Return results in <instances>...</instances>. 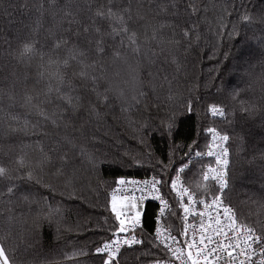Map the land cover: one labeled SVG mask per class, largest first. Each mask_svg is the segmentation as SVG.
Listing matches in <instances>:
<instances>
[{
    "label": "trees",
    "instance_id": "obj_1",
    "mask_svg": "<svg viewBox=\"0 0 264 264\" xmlns=\"http://www.w3.org/2000/svg\"><path fill=\"white\" fill-rule=\"evenodd\" d=\"M109 7L127 33L96 15ZM262 52L264 0H0V164L25 161L12 193L0 180V244L10 260L103 264L95 249L119 227L109 192L121 177L159 179L172 202L166 223L179 234L171 178L189 145L205 152L209 128L229 136L226 202L264 232ZM210 105L225 116L212 117ZM89 157L100 161L95 170ZM207 164L183 171L192 190ZM155 212L145 204L143 244L118 264L167 258L152 238Z\"/></svg>",
    "mask_w": 264,
    "mask_h": 264
},
{
    "label": "snow or ice",
    "instance_id": "obj_2",
    "mask_svg": "<svg viewBox=\"0 0 264 264\" xmlns=\"http://www.w3.org/2000/svg\"><path fill=\"white\" fill-rule=\"evenodd\" d=\"M96 15L101 18H104L106 16L109 20L115 18V20L122 25V27L119 29V32H128L124 17L122 15H117V13H114L110 7L107 9L106 13L104 11L98 10L96 12ZM250 19L251 17L249 15L241 16L242 21L247 22L250 21ZM96 31L99 33L100 29L97 27ZM234 33L235 26L233 28V32L229 33V36H232ZM112 34H118V30L116 28H112ZM188 34L189 33L187 31L184 32V35L186 37L188 36ZM128 39L133 45H135L136 42L134 32L128 35ZM100 43L101 41H97L98 45ZM57 46H59V42ZM24 50L26 52L31 51L32 46L30 44H25ZM98 50L102 51V49ZM133 50L136 51L138 49L134 48ZM262 55H264V52H262ZM225 57H227V53L225 54ZM65 63H67V61H65ZM80 75L83 76L85 75V73L81 72ZM57 91H59V89H57ZM67 102L71 104V98H67ZM244 110L245 109H242V111ZM189 111H191L190 105ZM209 112L214 116H225L224 109L219 105H210ZM171 127V124L167 125L169 132L171 131ZM206 131L213 134V140H218L221 142V145H219L220 151L213 152L209 150L206 154L201 153L200 151H195L193 153L192 146L189 145V152L185 153V156L188 157L187 161L183 163L180 168L176 169L177 175L171 178V190L175 193L180 208L185 214L191 213L198 204L203 205L205 208L215 209V227H209L207 229H204V232H212L215 233L216 236L223 235L226 239H228L229 242L227 244H221L219 240H216V246L211 247L213 243V238L211 236H206L204 232H202L200 237V245L203 246V248H201L200 246H196L194 243H189L187 242V240H185L184 246L180 247L176 246L179 244V241L177 240V237L171 235V232H167V235L162 238V230L159 226H157L155 229V239L159 241L166 253L169 254V259L157 260L154 262V264H175V262H178V264H201V260H203V264H212V260H209V257H212L213 259H219L218 253L225 252L227 253L228 259L231 264H236V257L233 256V252L237 249H239L237 256L243 257V259L239 260V264H264V247H261V245H264V232L257 233V231L252 226L240 222L236 216V212L233 207L230 204L225 203L224 197L226 196V189L228 188L226 167L229 161L227 159L228 149L222 146V142L228 141L229 136L221 135L217 132L215 128H209ZM193 143H195V141ZM209 147L211 148V145ZM203 155H207L210 157L214 156L215 163L219 167H213L212 165L201 166L200 179L196 182L195 188L197 190H202L204 196L198 197L197 190H192L189 187L184 186L182 182L178 189L177 181L180 177V173L185 169H189L190 166L193 165L198 159L202 158ZM89 162L92 164L94 170L100 163L98 159L92 157H89ZM15 163L17 165L16 169H10L5 165L0 164V180L9 181V186L7 187L8 193H12L15 187L13 184H11V181L13 179L12 172L18 171L19 168L25 167V161L23 160V158H18ZM27 175L29 179L32 178L31 171H29ZM211 182L215 183V191H212L209 188V184ZM116 183L117 185H120L124 183L136 184L138 182L126 181L123 177H121L116 181ZM144 183L146 185L150 184L151 191L153 193H156L159 191L156 186L160 184L161 181L154 178L151 181H144ZM209 195L211 197L210 203L206 198H204ZM127 200L128 197L122 196L118 198L115 194V190H113V194L111 197V209L112 212L115 214V218L119 224V227L115 230L116 233H127L129 231V226H131V229L134 231L136 226L140 224L141 213L138 210L137 204L134 202H130L126 205L125 201ZM159 200L161 204V211H163L164 207L167 206L166 201L162 196L159 197ZM125 206L129 207L134 212V215L128 217L127 221L122 218L124 213L121 209ZM221 210L223 221L226 222V225L225 223H222ZM200 215L203 216L204 214L200 213ZM158 220L159 217H157V223ZM225 226L227 227V229L230 230V234L228 231H225ZM201 227H204L203 224H201ZM238 233L240 234L239 236H237ZM181 235H184L186 237L187 233L182 232ZM241 237L243 238L242 241ZM205 240H207V244L205 243ZM233 241H235V243H233ZM140 243H142V241L136 239L134 235L130 239H121L119 236H116L114 239L106 241L102 247H97L95 251L97 253L107 252L108 258L104 260L103 264H110V262L114 260L116 254L120 251V247L122 244H127L131 246L133 244ZM253 245H256V247H253ZM193 247H196L195 253H193L191 250ZM257 247L260 250L261 258L258 261L254 262L252 260V257L256 255ZM0 264H14V262L11 261L8 255L6 254V250L2 244H0Z\"/></svg>",
    "mask_w": 264,
    "mask_h": 264
},
{
    "label": "built area",
    "instance_id": "obj_3",
    "mask_svg": "<svg viewBox=\"0 0 264 264\" xmlns=\"http://www.w3.org/2000/svg\"><path fill=\"white\" fill-rule=\"evenodd\" d=\"M217 132L220 133L221 135H225L221 131H217ZM212 136H213V134L211 133L209 136V145H211V148H209L208 150L206 149L204 154H206L209 150H211L213 152H219L220 151L219 145H221V142L218 140H213ZM222 146L226 147L228 149L227 159H228L229 163L226 167V173H227V180H228V186H229L231 154H230V149L228 146V141L222 142ZM202 158L205 159L206 161H208L207 165H212L213 167H219L215 163V157L214 156L210 157V156L204 155V156H202ZM176 175H177V173L174 175V177ZM154 178H155L154 176H145V177L133 176V177H129V178H124L126 181H137L138 183H136V184L124 183V184H120V185H117V183H115V185L111 188V190L109 192V196L111 198L112 194H113V190H115V194L117 195L118 198L122 197V196L128 197L127 201L139 202L141 204H144L143 205V211L145 209L144 206L147 202H152L156 205V212L154 215V228H153V232H152V238H153V241L155 242V244L158 247H160L161 249H163L162 245L159 243V241H157L155 239V236H156L155 229L157 226H159L162 230L161 231L162 238L167 235V232H171L172 236L177 237L179 244L176 246L183 247L185 244V240H187V242L194 243L196 246H200L201 248H203V246L200 245L201 233L204 232V229H207L209 227H215L214 221L216 218V210L210 209V208H205L203 205L198 204L191 213L185 214L183 212V210L180 208V205H179V202L177 200L175 193L171 190V182H170L169 189H170L171 194L174 196V198L177 202L178 209H179V215H180V223H181L179 234L175 233L174 230L166 224L167 215L172 209V202L163 193L161 183L156 186L159 189V191L156 193H153L151 191V185L150 184L146 185L144 183V181H151ZM155 179H157V178H155ZM157 180H159V179H157ZM181 182L183 183L184 186L189 187L185 183V180L183 178V171L180 173V177L177 181V188L178 189L181 185ZM210 184L215 187L214 182H211ZM161 196L164 198V200L166 201V204H167V206L164 207L163 211H161V204H160V200H159V197H161ZM203 196H198V197H203ZM141 197H142V199H141ZM204 198H206L209 203L211 202L210 196H206ZM224 199H225V197H224ZM225 203H227L226 200H225ZM122 212L124 213L122 218L125 219L126 221H127L128 217L134 215V214L130 213V211H122ZM200 213H203L204 215L201 216ZM141 215H142V213H141ZM157 217H159L158 223H157ZM221 220H222V223H225V225H226V222L223 221L222 210H221ZM201 224H203V226H204L203 228L201 227ZM142 228H143V220L141 217L140 224H138L136 226L134 231L131 229V226H129V231L127 233L116 234L112 238L119 236L121 239H124V238L130 239L134 235L136 237V239L141 240L142 243L133 244L131 246L138 247V246H141L143 244V238L140 235V231L142 230ZM165 230H167V231H165ZM225 231H228L230 234V230L227 229L226 226H225ZM182 232L187 233L186 237L184 235H181ZM204 234L206 236H211L213 238V243H212L211 247L216 246V244H215L216 240H219L221 242V244H227L229 242L228 239H226L225 236H223V235L216 236V234L212 233V232H204ZM239 235L240 234L238 233L237 236H239ZM111 239H109L107 241H110ZM242 239L243 238L241 237V241H242ZM205 243L207 244V240H205ZM233 243H235V241H233ZM103 244L104 243H102L99 247H102ZM124 245H126V244H122L120 248H122ZM241 246H243V245H241ZM253 247H256V245H253ZM261 247H264V245H261ZM191 250L193 253H195L196 247H193ZM238 251H239V249H237L236 251L233 252V256L236 257V264H239V260L243 259V257L237 256ZM119 253H120V251L116 254L115 258L118 256ZM165 253H166V251H165ZM97 255L103 257L104 259L108 258L107 252L97 253ZM218 255H219V259H213L212 257H209V260H212V264H231V262L228 259L226 252L225 253H218ZM115 258L110 263L114 262ZM260 258H261L260 257V250L257 247L256 248V255L252 257V260L255 262V261H258ZM167 259H169V254H167V258L164 260H167ZM154 262L155 261L149 262L147 264H154ZM175 264H178V262H175ZM201 264H203V260H201Z\"/></svg>",
    "mask_w": 264,
    "mask_h": 264
},
{
    "label": "bare ground",
    "instance_id": "obj_4",
    "mask_svg": "<svg viewBox=\"0 0 264 264\" xmlns=\"http://www.w3.org/2000/svg\"><path fill=\"white\" fill-rule=\"evenodd\" d=\"M210 115L212 116V117H214V118H220V116H214V115H212L211 113H210ZM210 134L211 133H209V136H210ZM210 145H209V142H208V147H207V150L210 148L209 147ZM204 156V155H203ZM125 178H129V177H125ZM109 198H110V196H109ZM110 200H111V198H110ZM148 203V202H147ZM149 203H152V202H149ZM154 204V203H153ZM155 205V204H154ZM156 206V205H155ZM118 223V222H117ZM167 224V223H166ZM116 234H118V233H116ZM115 234V235H116ZM114 235V236H115ZM112 239H114V238H112ZM111 239V240H112ZM134 247H136V246H129V245H124L122 248H120V253L118 254V256L115 258V261L114 262H112V263H110V264H118V261H119V258H120V256H121V254H122V252L125 250V249H130V248H134ZM105 260V259H104Z\"/></svg>",
    "mask_w": 264,
    "mask_h": 264
},
{
    "label": "rangeland",
    "instance_id": "obj_5",
    "mask_svg": "<svg viewBox=\"0 0 264 264\" xmlns=\"http://www.w3.org/2000/svg\"><path fill=\"white\" fill-rule=\"evenodd\" d=\"M217 131H218V130H217ZM208 137H209V132H208ZM130 202H132V201H125V204L127 205V204L130 203ZM134 203L137 204V202H134ZM121 210H122V211H130V213L134 214V212H133L129 207H127V206L123 207ZM141 217H142V215H141Z\"/></svg>",
    "mask_w": 264,
    "mask_h": 264
},
{
    "label": "crops",
    "instance_id": "obj_6",
    "mask_svg": "<svg viewBox=\"0 0 264 264\" xmlns=\"http://www.w3.org/2000/svg\"><path fill=\"white\" fill-rule=\"evenodd\" d=\"M143 205H144V204H141V203L137 202L138 210H139L141 213H143ZM144 208H145V206H144ZM114 215H115V214H114Z\"/></svg>",
    "mask_w": 264,
    "mask_h": 264
},
{
    "label": "water",
    "instance_id": "obj_7",
    "mask_svg": "<svg viewBox=\"0 0 264 264\" xmlns=\"http://www.w3.org/2000/svg\"><path fill=\"white\" fill-rule=\"evenodd\" d=\"M118 234H125V233H118Z\"/></svg>",
    "mask_w": 264,
    "mask_h": 264
}]
</instances>
